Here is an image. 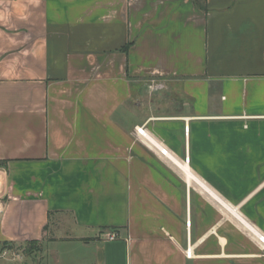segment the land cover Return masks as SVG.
I'll use <instances>...</instances> for the list:
<instances>
[{"label": "crops", "instance_id": "obj_1", "mask_svg": "<svg viewBox=\"0 0 264 264\" xmlns=\"http://www.w3.org/2000/svg\"><path fill=\"white\" fill-rule=\"evenodd\" d=\"M0 199L15 264H264V0H0Z\"/></svg>", "mask_w": 264, "mask_h": 264}, {"label": "rangeland", "instance_id": "obj_2", "mask_svg": "<svg viewBox=\"0 0 264 264\" xmlns=\"http://www.w3.org/2000/svg\"><path fill=\"white\" fill-rule=\"evenodd\" d=\"M73 235L78 236L79 232L77 230L73 231ZM55 233L47 234L45 240L41 241H31L20 248L12 247V253H17L18 255L30 256L34 254V259L39 263L47 260V264H81L84 257L88 255L87 251H81L78 246L77 240L62 241L57 240L52 242ZM68 242V243H67ZM28 259V258H27ZM28 260H26L27 262ZM29 262V261H28ZM18 263L17 259L13 261L12 254H8L6 257L1 256L0 250V264H15ZM29 264H31L29 262Z\"/></svg>", "mask_w": 264, "mask_h": 264}, {"label": "bare ground", "instance_id": "obj_3", "mask_svg": "<svg viewBox=\"0 0 264 264\" xmlns=\"http://www.w3.org/2000/svg\"><path fill=\"white\" fill-rule=\"evenodd\" d=\"M143 135H144V139L146 140V142L152 145L153 147L158 148L160 152H162V150H165L163 153L167 155L168 158L178 166V168L180 167L186 173L188 180H192L193 178H196L193 172L191 171L187 161L183 162L179 160L177 157H175L160 141H158L155 137H153L146 130H144Z\"/></svg>", "mask_w": 264, "mask_h": 264}, {"label": "built area", "instance_id": "obj_4", "mask_svg": "<svg viewBox=\"0 0 264 264\" xmlns=\"http://www.w3.org/2000/svg\"><path fill=\"white\" fill-rule=\"evenodd\" d=\"M145 130V129H144ZM144 130L143 128H137V131L141 134H144ZM165 150H162V152H164ZM3 212H4V202L0 199V221L2 220L3 217ZM115 237V236H112ZM259 239L264 242V235H260ZM190 254V252H189Z\"/></svg>", "mask_w": 264, "mask_h": 264}, {"label": "trees", "instance_id": "obj_5", "mask_svg": "<svg viewBox=\"0 0 264 264\" xmlns=\"http://www.w3.org/2000/svg\"><path fill=\"white\" fill-rule=\"evenodd\" d=\"M45 229H46V227H45Z\"/></svg>", "mask_w": 264, "mask_h": 264}]
</instances>
